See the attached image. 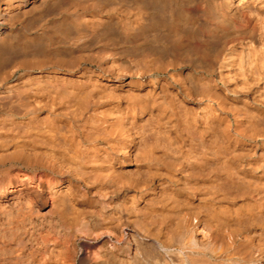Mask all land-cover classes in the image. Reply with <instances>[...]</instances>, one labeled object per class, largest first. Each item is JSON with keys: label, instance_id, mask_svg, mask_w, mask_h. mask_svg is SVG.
Instances as JSON below:
<instances>
[{"label": "bare ground", "instance_id": "obj_1", "mask_svg": "<svg viewBox=\"0 0 264 264\" xmlns=\"http://www.w3.org/2000/svg\"><path fill=\"white\" fill-rule=\"evenodd\" d=\"M3 100L0 264H264V0H0Z\"/></svg>", "mask_w": 264, "mask_h": 264}, {"label": "rangeland", "instance_id": "obj_2", "mask_svg": "<svg viewBox=\"0 0 264 264\" xmlns=\"http://www.w3.org/2000/svg\"><path fill=\"white\" fill-rule=\"evenodd\" d=\"M242 17H243V16H240V18H242ZM241 20H243V18L240 19V21H241ZM20 72H21V71H17V72L14 73L10 78H8V80H6L7 83H8V85H9V81H10V85H13V83L16 81V82H15L16 84L14 83V84H15L14 86L16 87V86L18 85L17 88L20 87V85H19V84H20V82H19V77H20L21 74H22V72H21V73H20ZM18 75H19V76H18ZM18 83H19V84H18ZM172 84H173V85H172ZM172 84H170V89H171L173 92H174V91L176 92V89H178V87H177V85H176L174 82H173ZM174 84H175L176 86H175ZM20 88H21V90H22V87H20ZM24 89H25V88H24ZM24 89H23V90H24ZM17 90H18V89H17ZM19 90H20V89H19ZM175 92H174V94H175ZM177 98H178V97H177ZM3 101H5V100H3ZM7 101H8V100H7ZM7 101H5V103H6ZM2 104H3V103H2ZM7 104H8V102H7L6 105H5L6 107H4V105H3L4 110H2L3 108L0 109V110H1V111H0V113H1V114H0V115H1V116H0V122H3V121H5V120L8 121V117H9V115H10L9 112L13 109V106L10 107L11 103H9L8 105H7ZM192 104H193V103L188 102V105L186 106V113H185V114L188 115V116L186 117V116L184 115L186 118L182 117V120H181V121L184 122V120H186L187 123H188V121H190L189 124H190V126L193 125V128H194V129H193L192 127H191V128H192L195 132H196V130H198V131L200 130L201 132H203V133L200 132V134L202 135V139H204V140L209 139L208 142H209V141L211 142L210 137H209V138L207 137V136H209V135H208L206 132H204V130H203V123H201V126H200V122H201V121H200V120L197 121L195 118H194L195 121H192L194 124L191 122V120H192L193 117H194V116H192V115H193V113L195 112V110H196L197 108H198L197 110H198L200 113L203 111V110L199 109V108H201L200 105H198V104H193V105H192ZM12 105H13V104H12ZM189 105H190V106H189ZM191 105H192V106H191ZM20 106H22V108H23V105H20ZM64 106H65V104L62 105L63 108H64ZM1 107H2V106H1ZM7 107H8V108H7ZM16 107H17V109H18L19 106L16 105V106H15V109H16ZM62 107H61V108H62ZM65 107H66L67 110L64 109L65 111H63V109H62V111H61L62 114L59 115V116H58V119L56 118V120H58L57 122H59V125H61V126H62V124L64 123V124H65V127L68 129L67 125H69V122H68L69 119L67 118V114H65L64 112H66V111L69 112L70 109L68 110L67 105H66ZM189 107H190V108H189ZM191 107H192V108L194 107L195 110H194L193 113L189 116V114L192 112V111H191V109H192ZM61 108H60V110H61ZM187 109H188L189 111H188ZM13 110H14V109H13ZM23 110H24V109H23ZM23 110L21 109V107H19V110H15L16 112L13 111V113L22 112ZM197 110H196V112H198ZM5 111H6V112H5ZM24 111H25V110H24ZM187 111H188V112H187ZM184 112H185V111H184ZM196 112H195V113H196ZM199 112H198V113H199ZM70 113H71V112H70ZM216 113H217V115H219L218 113H220V111L217 110ZM3 115H4L5 118L2 117ZM6 116H8V117H6ZM27 116L29 117V116H31V114H28ZM1 117H2V118H1ZM64 117L66 118V120L64 119ZM191 117H192V118H191ZM51 118H52V117H51ZM59 118H60V119H59ZM187 118H188V119H187ZM1 119H2L3 121H2ZM53 119H54V118H53ZM67 119H68V120H67ZM183 119H184V120H183ZM189 119H191V120H189ZM51 120H52V119H51ZM63 121H64V122H63ZM199 121H200V122H199ZM65 122H66L67 124H66ZM183 122H182V123H183ZM197 122H198V123H197ZM5 123H6V121H5L3 124L5 125ZM17 123H18V121H17ZM17 123H16V124H17ZM60 123H61V124H60ZM185 123H186V122H184L183 124H185ZM191 123H192V125H191ZM1 124H2V123H1ZM16 124H15V126H18V124H17V125H16ZM64 124H63V125H64ZM195 124H196V125H195ZM4 125H3V126H4ZM194 125H195V127H194ZM197 125L199 126L200 129H197V128H198ZM1 126H2V125H1ZM65 127H64V126H63L62 128L59 127V129L63 130V128L65 129ZM201 128H202V129H201ZM17 129L19 130V129H21V128L17 127L15 130L18 131ZM59 129H58V130H59ZM67 129H65V132H66ZM246 129H247V127H245L243 130H246ZM21 130H22V129H21ZM21 130H20V131H21ZM16 131H15V133L18 134L19 131H18V132H16ZM198 131H197L196 133H194V132L192 131V133L197 135V134H198ZM61 132H64V130L61 131ZM7 133L10 134V132H7ZM13 133H14V130H13ZM200 134H199V137L201 138ZM244 134H245V135L247 136V138H248V139H247L246 136H245L244 141H245L246 143H250V140H249V138L251 139V135H250V133H246V132H244ZM20 135H21L23 138L25 137L24 140L27 139L26 141H31V140L33 139V138L31 139L32 135L30 136V134H28V133L25 134V133H23V131L20 132ZM191 135H192V134H191ZM191 135H189V136L192 137ZM203 135H204L206 138L203 137ZM28 136H30V137H29L30 140H29V138H27ZM187 136H188V135H187ZM189 136H188V137H189ZM190 137H189V138H190ZM193 137H194V136H193ZM32 141H34V140H32ZM161 141L163 142L162 144H164V142L166 143V139L161 140ZM248 141H249V142H248ZM61 144H62V143H61ZM211 144H212V142H211ZM213 145H214V144H213ZM180 147H181V149H180ZM180 147L178 148V149H180V153H178L179 150H178L176 147L174 148L173 146H170L166 152L170 153L171 156H173V157H175V156L180 157V155H182V156H187V155H188V156H187L188 158H189V155L192 154V152H193V154L196 152V154H194V155H193V154L190 155L191 157H195V156L198 154V151H197L195 148H191V149H190V148L187 147V146H186L187 148H186L185 146H184V148H183V143L181 144ZM1 149H2V150H1ZM173 149H174V150L177 149L178 152H172ZM185 149L187 150V152H186ZM160 150H161V151H160ZM160 150H159L158 152H163L162 150L165 151L166 149H162V148H161ZM190 150H191L192 152H191ZM3 151H4V149H3V148H0V153H1V154H3ZM184 151H185V153H184V155H183L182 153H183ZM67 152H68V151H67ZM188 152H191V153L189 154ZM174 153H176V154H174ZM186 153H187V154H186ZM182 156H181V157H182ZM187 157H185V159H187ZM248 158H249V159H248ZM185 159H184V157H183V160H184V161L182 160V164L185 163V164H183L184 166L187 165L186 163H188L189 160H190L191 158H190V159H187V161H186ZM239 159H240V160L238 161V163L241 165V168H242L244 171H246L247 174L250 175V170H251V168H250V165H249L248 162H251V161H257V160L259 159V157H258V155L251 156V155H249V154H244V155H243L241 158H239ZM2 160H3V159H2ZM2 160H1V163H0V169H4V168L7 169V168H8V171H9L10 174H14V173H16L18 170H20V169H23V170L27 171L28 173H32V171H33V173H36V172H38V170H39L38 168H37L38 170H37L36 168H27V167L23 166L22 163H21L19 160H17L16 163H15V161L10 162V161H8V160H3V161H2ZM245 160L247 161V165H246ZM241 161H242V162H241ZM150 163H151V167H152V165L154 164V162L151 161ZM244 163H245V164H244ZM242 164H243V165H242ZM18 165H19V166H18ZM20 165H21V166H20ZM163 165H164V166H163ZM174 165H175V161H172L171 163L161 164V166L159 165V167H165V166H167V168H173ZM153 166H155V167H152V168H156V167L159 168L158 166H156V164L153 165ZM244 166H245V167H244ZM6 167H7V168H6ZM246 167H247V168H246ZM27 169H28V170H27ZM35 169H36V170H35ZM260 172H261V173H260ZM256 174H257V175H262V174H263V169H260V171H259V169H258L257 172H256ZM185 176H186V177H190L189 174H185ZM198 177H199V178H198ZM190 178H191V177H190ZM193 179L196 180L198 183L200 182L201 185H202L203 183H205V185L203 184V186H204V189L207 190L208 193H209L210 191H212V190H210V191L208 190L209 188H212V186H211L212 184L210 183V181H209L210 179H209L208 177H203V176H200V175L197 174V175H193ZM203 180H204V181H203ZM205 181H206V182H205ZM207 181H208L209 183H208ZM202 182H203V183H202ZM200 183H199V184H200ZM207 183H208V184H211V185H208ZM207 185H208V186H207ZM203 186H202V187H203ZM202 187H201V188H202ZM212 189H213V188H212ZM199 194H200V193H199ZM209 197H210V201H213V202L218 201V199H216V195H215V196H211V195H210ZM227 201H229V202H227ZM230 202H231V199L228 198V196H226V198H224L223 200H221V203H223V204H225V205L228 204V203H230ZM196 203H197V204H198V203L201 204V201H200V202L196 201ZM197 206L200 207V208L203 207V205H200V206L197 205Z\"/></svg>", "mask_w": 264, "mask_h": 264}]
</instances>
